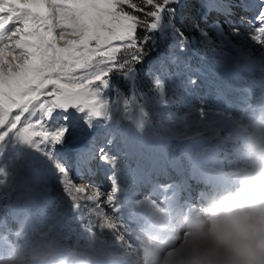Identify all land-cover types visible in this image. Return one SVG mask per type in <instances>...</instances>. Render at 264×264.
Wrapping results in <instances>:
<instances>
[{"label": "rangeland", "instance_id": "rangeland-1", "mask_svg": "<svg viewBox=\"0 0 264 264\" xmlns=\"http://www.w3.org/2000/svg\"><path fill=\"white\" fill-rule=\"evenodd\" d=\"M223 2L231 5L232 16L209 12V3L200 0V15L207 16L204 33L199 31L200 38L187 41L184 48L174 40L151 63L153 78L147 85H139L134 71H124L130 90L125 95L112 93L111 75L119 69L113 68L107 86H99L98 99L106 105L102 114L70 109L75 129L71 138L53 144L10 134L0 142V247L2 234L15 229L18 218L29 210L42 220L56 222L71 243L92 238L77 217L87 216L96 203L99 210L136 226L141 213L136 202L145 196L159 198L165 193L162 186L170 185L168 192L196 203L203 195L201 189L228 182L236 167L238 121L243 123L250 107L264 98V74L259 71L264 33L256 31L262 26L259 23L250 26L241 21L242 16H253L255 0ZM242 3L253 7L246 11ZM217 23L219 29L213 27ZM157 80L163 82V91ZM101 148L118 157L116 169L100 160ZM58 166L69 169V178L77 186H95L105 193L112 190L109 176L115 172L120 183L119 213L104 198L82 199L81 209L73 210ZM88 218L99 223L95 215ZM96 232L102 231L97 227ZM103 234L115 240L108 230ZM116 247L122 250L119 242Z\"/></svg>", "mask_w": 264, "mask_h": 264}, {"label": "snow or ice", "instance_id": "snow-or-ice-1", "mask_svg": "<svg viewBox=\"0 0 264 264\" xmlns=\"http://www.w3.org/2000/svg\"><path fill=\"white\" fill-rule=\"evenodd\" d=\"M142 3L152 10L145 11L131 0H0V142L14 134L28 142L62 143L75 132L70 109L102 114L106 105L98 99L100 84L107 86L113 68H124L130 61L142 59L141 45L151 39L149 35L138 37V27L142 25L147 32H158L161 36L174 30L171 17L175 16V9L169 6L179 5L180 0H142ZM122 5L143 13L150 22L124 11ZM254 6L253 16H242L241 21L250 26L259 23L262 26L256 31L264 33V0H255ZM241 7L247 11L253 4L242 3ZM208 10L227 17L233 15L231 5L223 0L210 3ZM191 27L199 26L193 21ZM213 27L219 29V24ZM200 31L204 33L203 29ZM233 32L238 34L239 29ZM179 35L177 45L184 48L187 41L182 33ZM121 53L130 57V61L125 58L120 62L117 57ZM259 71L264 74V61L259 64ZM156 86L163 91L162 81L157 80ZM260 105L264 106V98ZM13 109L18 114L13 115ZM37 116L33 122L32 118ZM98 155L102 162L117 168L118 157L102 148ZM58 167L73 210L81 209L82 199L96 202L104 198V203L119 213L120 183L115 172L109 176L112 190L105 193L99 187L77 186L69 178V169ZM99 209L100 204L96 203L87 216L80 213L77 219L81 227L92 234L97 233V227L102 232L108 230L122 242L128 225L121 217ZM92 215L99 218L98 224L88 218Z\"/></svg>", "mask_w": 264, "mask_h": 264}, {"label": "clouds", "instance_id": "clouds-1", "mask_svg": "<svg viewBox=\"0 0 264 264\" xmlns=\"http://www.w3.org/2000/svg\"><path fill=\"white\" fill-rule=\"evenodd\" d=\"M250 108L238 121L228 182L201 189L196 203L170 185L137 201L139 223L125 229L122 250L103 232L70 243L56 222L29 210L2 234L0 264H264V106Z\"/></svg>", "mask_w": 264, "mask_h": 264}, {"label": "trees", "instance_id": "trees-1", "mask_svg": "<svg viewBox=\"0 0 264 264\" xmlns=\"http://www.w3.org/2000/svg\"><path fill=\"white\" fill-rule=\"evenodd\" d=\"M209 4L214 3L215 0H205ZM132 3H136L139 7H143L145 11L152 10L150 6L144 5L142 0H131ZM124 11L131 12L134 15L140 17L141 20L150 18L144 16L143 13L133 12V10L128 5H122ZM175 9V16L171 17L174 24V30L170 29L166 35L161 36L158 32H147L144 27L141 25L138 27L137 35L142 38L145 35H149L151 39L147 44H142L144 48V53L142 59L137 61H130V57H125L123 53L119 54L118 60L123 62V59H129V64L124 68H119L116 71H113L111 75V86L112 93L123 94L130 90L127 79L123 76V72L134 71L135 79L140 86L147 85L153 78V72L151 69V63L160 57L164 51H168L171 43L174 40H179L181 37L179 34H183V38L186 41H192L194 38H200V29H206L205 20L207 16L200 15V0H180L179 5H170ZM169 14L166 13V19ZM196 21L198 28L191 27L192 22ZM201 51V50H199Z\"/></svg>", "mask_w": 264, "mask_h": 264}]
</instances>
